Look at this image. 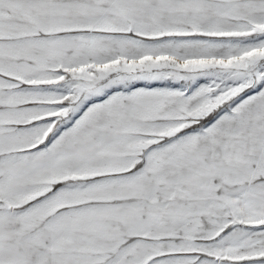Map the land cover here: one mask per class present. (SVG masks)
I'll return each mask as SVG.
<instances>
[{"label":"snow or ice","instance_id":"1","mask_svg":"<svg viewBox=\"0 0 264 264\" xmlns=\"http://www.w3.org/2000/svg\"><path fill=\"white\" fill-rule=\"evenodd\" d=\"M0 264H264V0H0Z\"/></svg>","mask_w":264,"mask_h":264}]
</instances>
